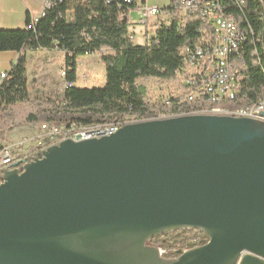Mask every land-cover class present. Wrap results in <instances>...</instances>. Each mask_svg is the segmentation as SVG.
Returning <instances> with one entry per match:
<instances>
[{
  "label": "water",
  "instance_id": "water-1",
  "mask_svg": "<svg viewBox=\"0 0 264 264\" xmlns=\"http://www.w3.org/2000/svg\"><path fill=\"white\" fill-rule=\"evenodd\" d=\"M183 229L208 238L149 243ZM0 264H264V120L153 116L5 169Z\"/></svg>",
  "mask_w": 264,
  "mask_h": 264
},
{
  "label": "trees",
  "instance_id": "trees-1",
  "mask_svg": "<svg viewBox=\"0 0 264 264\" xmlns=\"http://www.w3.org/2000/svg\"><path fill=\"white\" fill-rule=\"evenodd\" d=\"M222 1L225 12L235 18L238 27L250 30L249 41L245 43L250 74L247 91L244 90L248 96L245 101L259 102L264 93V3L262 0ZM178 4V0H171L165 10L174 14L180 11ZM137 8L138 0H46L43 13L35 23L28 11L25 27L0 28V51L64 50L65 80L74 83L65 88L59 101L41 95L32 97L27 56L21 54L0 82V148L8 140L9 131L22 124L39 122L40 115L50 108L51 111L91 113L65 121L48 118L47 123L59 126L88 125L126 115L141 119L149 113L159 116L204 110L205 101L179 100L183 97L179 93L173 94L169 104L166 100L151 104L146 98V86L139 81L157 78L176 81L179 85L177 70L183 59L182 48L198 41L202 36L200 31L209 28L207 23L199 16H188L184 21L172 17L170 24L157 22L146 43L137 44L129 31L130 12ZM96 52L105 65V85H76L79 57ZM95 115L101 118H93ZM42 156L40 153L38 158ZM204 236L207 235L200 229H183L155 237L149 243L164 249L163 255L170 257Z\"/></svg>",
  "mask_w": 264,
  "mask_h": 264
},
{
  "label": "built area",
  "instance_id": "built-area-1",
  "mask_svg": "<svg viewBox=\"0 0 264 264\" xmlns=\"http://www.w3.org/2000/svg\"><path fill=\"white\" fill-rule=\"evenodd\" d=\"M178 1L181 12L179 18L182 21L188 16H199L209 27L200 31L202 36L198 41L182 48L183 59L177 70L179 93H209L211 89H221L222 92L246 90L250 74L245 48V29L239 28L235 18L225 12L222 0ZM139 9L140 24H149L153 17L158 22L171 23L172 16H169V12L157 5H142ZM43 10L39 15L31 18H37L38 21ZM66 70L67 68L62 72L65 77ZM3 76L4 74L0 77V82ZM73 84L65 80L64 87L67 88ZM244 116L264 120V104L257 105V112H247ZM74 126H82V124L70 123L66 127H50L49 124H45V130L32 146H29L31 139L25 137L23 143L1 147L0 173L2 179L0 183L3 181L5 169L18 168L21 172L24 164L38 158L39 154H43L48 148V145L58 144L65 139L79 140L103 136L104 132L113 133V129H100L96 122L95 130H84V133H74ZM161 251L165 252L162 248Z\"/></svg>",
  "mask_w": 264,
  "mask_h": 264
},
{
  "label": "rangeland",
  "instance_id": "rangeland-1",
  "mask_svg": "<svg viewBox=\"0 0 264 264\" xmlns=\"http://www.w3.org/2000/svg\"><path fill=\"white\" fill-rule=\"evenodd\" d=\"M143 5L152 6L157 5L160 8L165 9L170 4V0H146ZM136 13L133 16L138 17L139 10H135ZM158 20L153 17L150 26L153 29L150 30L151 34L154 33L156 22ZM138 24L132 25V32L137 44H145L147 38L143 35L142 24L137 21ZM78 86L82 87H94L104 86L106 83V69L105 65L100 60V53L96 52L91 55L81 56L78 59ZM38 67V68H37ZM66 68V58L63 51L60 49L44 50L34 54L31 59L30 72H29V85L30 94L32 97L41 95L44 97H52L54 100L59 101L62 98L65 90V76L62 74L63 69ZM146 86L147 99L151 104H156L163 101V98L170 96L171 94H178L176 81H166L157 78H145L139 81ZM180 94V93H179ZM87 113H74L66 110H52L44 111L40 115V121L37 123H26L13 128L8 132V140L2 142L3 145L17 144L23 138L31 139L29 146H32L37 142V138L43 133L42 124L48 122L50 117L53 120H67L72 117L90 116ZM163 116V115H160ZM153 117V114H147L144 118ZM93 118H101L99 115L93 116ZM136 119L138 116H135ZM56 123V122H53Z\"/></svg>",
  "mask_w": 264,
  "mask_h": 264
},
{
  "label": "bare ground",
  "instance_id": "bare-ground-1",
  "mask_svg": "<svg viewBox=\"0 0 264 264\" xmlns=\"http://www.w3.org/2000/svg\"><path fill=\"white\" fill-rule=\"evenodd\" d=\"M237 1L239 3H243L242 0H237ZM36 21H37V18H33L32 23H35ZM245 32H246V35H245V43H246V41L248 40L249 34H250L249 33L250 30L249 29L245 30ZM180 95H183V97L180 98L179 100H185V101L203 100L205 101V104H206L205 108L204 110H201V111L235 115V116H244L246 115L247 112H257V105L264 104V93L259 102H256V101L249 102V101H245L246 97L248 96H246V93L244 90H237L236 92H222L221 89H211L209 90V93L208 92L187 93V94L180 93ZM172 97H173V94L163 98V100H166V103L169 104L170 100H172ZM135 116L137 115H126V116H121L120 118H117L111 121H102V122H97V123L100 129H113V133H114L125 124L139 121L141 119H145V118H141L138 120L135 118ZM45 124H49V123L44 122L42 124L41 128H43V130H45ZM49 126L50 127H66V126H69V124H63L60 126L56 124H49ZM84 130L85 131L95 130V123L88 124V125H82V126H74V133H84ZM109 134H112V132L103 133V135H109ZM93 137H99V136H93ZM18 143H23V140L19 141ZM52 145H48V147ZM3 146H9V145H3ZM29 161H32V160H29Z\"/></svg>",
  "mask_w": 264,
  "mask_h": 264
},
{
  "label": "crops",
  "instance_id": "crops-1",
  "mask_svg": "<svg viewBox=\"0 0 264 264\" xmlns=\"http://www.w3.org/2000/svg\"><path fill=\"white\" fill-rule=\"evenodd\" d=\"M146 0H138V10H140V6H142L144 3H146ZM171 2V0H170ZM170 4V3H169ZM46 5V0H0V28H18V27H25L26 26V13L29 11L32 16L39 15L44 6ZM136 10V9H135ZM135 10H132L130 12V21L131 24L129 26V31L132 33L133 37L134 34L132 32V25L138 24L137 21L140 22V12L138 14V17L133 16L134 13H136ZM169 16L172 17H180L181 12L177 11L176 13L172 14L169 13ZM157 23V21H154V23ZM142 30L143 35H146L147 37L151 35L150 30L153 29L151 27L150 23L145 25L142 24ZM157 28V25L156 27ZM147 40V38L145 37ZM135 41V37H134ZM58 48H52V49H24L21 51H0V77L2 74H5L12 66V64L19 58L21 54H26L27 60H28V72L27 75L29 77L30 72V64L31 59L34 56L36 52L44 51V50H55ZM61 50V49H60ZM63 54L66 58V53L64 50ZM79 65V63H78ZM38 68V67H37ZM78 84V81L75 83Z\"/></svg>",
  "mask_w": 264,
  "mask_h": 264
},
{
  "label": "flooded vegetation",
  "instance_id": "flooded-vegetation-1",
  "mask_svg": "<svg viewBox=\"0 0 264 264\" xmlns=\"http://www.w3.org/2000/svg\"><path fill=\"white\" fill-rule=\"evenodd\" d=\"M193 230H195V229H193ZM207 238H208V236H204V237H200L199 239H196V240H193L192 241V244H193V242H195V243H199L198 241L199 240H202V242L201 243H204L206 240H207Z\"/></svg>",
  "mask_w": 264,
  "mask_h": 264
}]
</instances>
